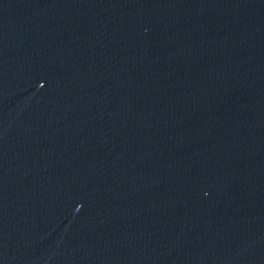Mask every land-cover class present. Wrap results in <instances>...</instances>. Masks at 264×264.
Instances as JSON below:
<instances>
[{
	"label": "water",
	"instance_id": "1",
	"mask_svg": "<svg viewBox=\"0 0 264 264\" xmlns=\"http://www.w3.org/2000/svg\"><path fill=\"white\" fill-rule=\"evenodd\" d=\"M0 264H264V0H0Z\"/></svg>",
	"mask_w": 264,
	"mask_h": 264
}]
</instances>
